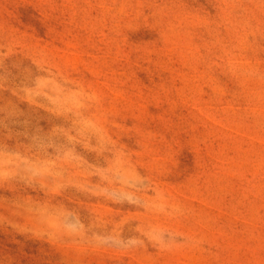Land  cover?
Masks as SVG:
<instances>
[{
	"label": "rangeland",
	"instance_id": "1",
	"mask_svg": "<svg viewBox=\"0 0 264 264\" xmlns=\"http://www.w3.org/2000/svg\"><path fill=\"white\" fill-rule=\"evenodd\" d=\"M0 264H264V0H0Z\"/></svg>",
	"mask_w": 264,
	"mask_h": 264
}]
</instances>
